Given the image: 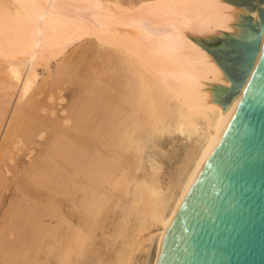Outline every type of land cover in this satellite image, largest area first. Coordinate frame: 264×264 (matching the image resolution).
Listing matches in <instances>:
<instances>
[{"label":"bare ground","instance_id":"bare-ground-1","mask_svg":"<svg viewBox=\"0 0 264 264\" xmlns=\"http://www.w3.org/2000/svg\"><path fill=\"white\" fill-rule=\"evenodd\" d=\"M263 3L0 0V106H19L0 139V200L14 190L0 201V264H87L117 212L112 264H139L154 239L159 264L232 90L201 38L251 43ZM172 137L200 147L178 193L153 153Z\"/></svg>","mask_w":264,"mask_h":264},{"label":"water","instance_id":"water-1","mask_svg":"<svg viewBox=\"0 0 264 264\" xmlns=\"http://www.w3.org/2000/svg\"><path fill=\"white\" fill-rule=\"evenodd\" d=\"M214 53L232 82L159 264H264V3L251 43Z\"/></svg>","mask_w":264,"mask_h":264},{"label":"rangeland","instance_id":"rangeland-1","mask_svg":"<svg viewBox=\"0 0 264 264\" xmlns=\"http://www.w3.org/2000/svg\"><path fill=\"white\" fill-rule=\"evenodd\" d=\"M243 21H244V23H246L245 20H243ZM201 39L204 40L205 42H208V43L210 42L212 46L215 45L214 47H218L217 49L216 48L212 49L213 52H216V53H219L220 51L226 50L227 49L226 44L227 45L230 44L231 42H229V41L232 40L229 38L227 39L223 35H218L217 33L212 34V35H208V36L203 37ZM82 45H84V44H81L80 46L77 45L76 49L81 51V49L83 48ZM220 48H222V49H220ZM73 50H75V48ZM70 53H71V51H70ZM55 66H56V64H53L51 69L55 70V68H54ZM41 73H43V72L41 71ZM1 94H2V92L0 93V95ZM16 99H17L16 97H13L12 103H10L11 107L0 106V111L2 110V113H0V116L3 115V117H0L1 118L0 119V125H1L0 126V139L2 141H3L2 135L4 136L3 132L6 131L7 126L10 123L9 121L11 120V119H9V117L12 118L14 116L13 113H15L19 109V106H17V100ZM0 100H1V98H0ZM5 110H7V111H5ZM12 114H13V116H11ZM44 114L46 115L47 113H43L42 115L45 116ZM4 117H5V119H4ZM5 120H6V122H5ZM47 133L49 134L50 138L53 137V139H55V135L53 133H51L49 131H47ZM50 138L48 140L49 142L51 141ZM32 139L35 143L38 142V144L36 145V149H38V147H40L41 142L42 143L47 142V141H45V138L39 139V138L35 137V139H34V136H33ZM1 140H0V146L2 144ZM31 148H32V146H31ZM153 153H154L156 161L162 165L163 170H162L161 176L163 178L164 184L166 186H172L173 193H178L180 180L184 178V170H185L186 164L189 162V160L191 161V159H195L198 157V155L200 153V147H197V146L195 147V142L189 143L188 141L183 140L182 138L172 137V138H165V140H163L159 144L158 148L155 149V151ZM6 163H8V159L4 158L2 162L0 160V164L4 165ZM2 165H0V166H2ZM192 166H193L192 163L189 164V168H192ZM9 190L14 191L13 186L9 185V189H7V191L2 192L1 197H3V198H1V200H0L1 202L3 200L5 202L6 198H9V199H7V202H9L8 200H10L12 198L11 197L12 195L7 196L8 194H11L9 192ZM3 195L7 196V197L5 198ZM4 202H2L1 204L3 205ZM1 204H0V208H3V206ZM74 212H75L74 217H76L74 220L76 222L79 219V217L81 216L80 209H78L77 211H76V209H74ZM119 213L120 212H117L115 214V217H114L113 222H112V226L108 228V231L103 232V233L98 232L99 234H98V238L96 240V243L92 244L93 246L90 249L89 253L87 254L89 257L87 260L88 261L87 264H95V263H97V264H112V263L116 262V258L118 256L119 252L122 250L121 245H123L122 241L119 239V233H118L119 228H120V221H121V213L120 214ZM115 222H117V223H115ZM117 235H118V237H117ZM144 249H146V250H144ZM156 253H157V239H154L152 244H145V246L142 250H139L138 252L135 253V261L139 258L137 260V263H139V264H154V261L156 258ZM112 258L114 260H112Z\"/></svg>","mask_w":264,"mask_h":264}]
</instances>
